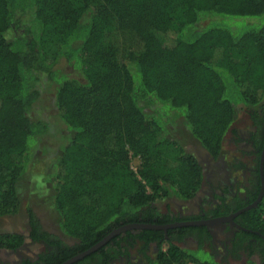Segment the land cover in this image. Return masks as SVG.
<instances>
[{
    "label": "trees",
    "instance_id": "1",
    "mask_svg": "<svg viewBox=\"0 0 264 264\" xmlns=\"http://www.w3.org/2000/svg\"><path fill=\"white\" fill-rule=\"evenodd\" d=\"M220 16L250 19L234 35ZM58 36L48 58L43 42ZM45 92L51 121L36 111ZM237 106L264 128V0H0V217L17 211V181L40 152L55 155L42 178L75 243L55 241L36 264H62L127 224L163 225L151 206L190 199L201 183L171 130L216 156ZM246 215L264 234V194ZM127 238L163 241L126 231L74 264H107ZM195 254L170 245L151 264H216Z\"/></svg>",
    "mask_w": 264,
    "mask_h": 264
},
{
    "label": "flooded vegetation",
    "instance_id": "2",
    "mask_svg": "<svg viewBox=\"0 0 264 264\" xmlns=\"http://www.w3.org/2000/svg\"><path fill=\"white\" fill-rule=\"evenodd\" d=\"M243 114L242 128L230 124L216 156L198 145L182 147L200 167L201 183L190 199L168 198L160 208L151 206L166 216L163 226L170 227L160 231L163 241L127 238L118 251H111L107 264H151L170 245L190 253H208L216 264H245L247 260L264 264V234L246 222V214L256 212L264 194V128ZM4 219L11 221L3 223L0 237L18 239L12 244L0 240V264H36L41 255L56 249L55 241L67 246L75 243L20 203L15 214L0 217ZM198 222L213 224L178 226Z\"/></svg>",
    "mask_w": 264,
    "mask_h": 264
},
{
    "label": "rangeland",
    "instance_id": "3",
    "mask_svg": "<svg viewBox=\"0 0 264 264\" xmlns=\"http://www.w3.org/2000/svg\"><path fill=\"white\" fill-rule=\"evenodd\" d=\"M222 22L217 27H223L227 29L230 33L234 35L241 34L246 28L247 23L250 18L248 17H225L220 16ZM215 19V18H214ZM219 19V18H218ZM209 20H204L201 25H207ZM58 38L46 37L43 42V46L46 50L48 58H52L59 47ZM56 68L62 70L70 79H78L76 74L71 71V68L67 66V63L63 59L57 62ZM54 94L51 92H45L40 96V99L36 103V111H38L39 116L46 117L47 120H54L55 109L53 105ZM245 115L241 111L239 106L235 107V119L233 123L236 127L242 128L245 122ZM244 128V127H243ZM171 135L174 141H176L182 147H188L193 149L197 147V144L190 138L188 132L184 127L177 124L172 130ZM37 153L29 160L26 165L25 171L19 178L16 184V193L18 195L19 203L22 207H29L34 211L35 214L41 217L43 222L52 226L53 229L62 234L59 229L58 216L54 210L53 200H52V187L43 181L42 176L45 174L46 169L54 156L52 154H44L39 156ZM132 165H135V161H131ZM168 198H174L172 196H167L165 198L156 201L157 207H162L166 204ZM11 219L0 220V229H3V223H9ZM14 227L13 225H10ZM199 260L211 261L208 253H196L195 254Z\"/></svg>",
    "mask_w": 264,
    "mask_h": 264
},
{
    "label": "water",
    "instance_id": "4",
    "mask_svg": "<svg viewBox=\"0 0 264 264\" xmlns=\"http://www.w3.org/2000/svg\"><path fill=\"white\" fill-rule=\"evenodd\" d=\"M263 189V188H262ZM241 211H239L240 213ZM212 222H198V223H184V224H178V226L183 225H204L209 226L212 225ZM167 228H170L169 226H163V225H150V224H127L124 226H121L113 231H111L109 234H107L105 237H103L100 241H98L96 244L88 248L87 250L71 257L70 259L66 260L62 264H74L77 261L82 260L86 256L90 255L91 253L95 252L99 248H101L105 243H107L111 238H113L116 235H119L120 233H124L129 230H159V231H166Z\"/></svg>",
    "mask_w": 264,
    "mask_h": 264
},
{
    "label": "built area",
    "instance_id": "5",
    "mask_svg": "<svg viewBox=\"0 0 264 264\" xmlns=\"http://www.w3.org/2000/svg\"><path fill=\"white\" fill-rule=\"evenodd\" d=\"M131 161H135V163L137 164V159L131 158L130 159V164H129L131 170L135 171L136 164L135 165H132V162Z\"/></svg>",
    "mask_w": 264,
    "mask_h": 264
}]
</instances>
